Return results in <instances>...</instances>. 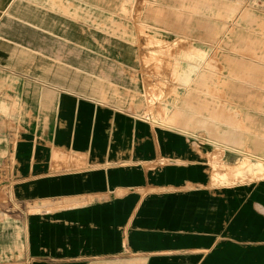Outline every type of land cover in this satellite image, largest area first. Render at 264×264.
<instances>
[{"label":"crops","instance_id":"1","mask_svg":"<svg viewBox=\"0 0 264 264\" xmlns=\"http://www.w3.org/2000/svg\"><path fill=\"white\" fill-rule=\"evenodd\" d=\"M215 13L0 0V188L31 207L30 264H264V176L208 183L216 148L264 164V12Z\"/></svg>","mask_w":264,"mask_h":264},{"label":"rangeland","instance_id":"2","mask_svg":"<svg viewBox=\"0 0 264 264\" xmlns=\"http://www.w3.org/2000/svg\"><path fill=\"white\" fill-rule=\"evenodd\" d=\"M215 9L216 13L214 27L216 29L220 27H239L238 12L240 10L245 11V9L250 11L259 10L264 12V0H215ZM189 21L190 20H187L188 24ZM199 21L200 25L206 24V20L200 19ZM241 27L245 29V24H243ZM199 57L201 60L205 59L206 54L200 53ZM172 71H174V68H172ZM148 95L150 96V99L148 100V115L151 117L152 121L161 119V116L154 115V108L161 107V103H163L162 101H164L165 98H162V94ZM163 119L164 118L162 117V120ZM250 163L252 165L251 167H253L256 161L250 162L249 158L243 157L231 166L226 163L224 164L222 161V149L216 148V150L211 155H208V183L213 186H220L251 181L264 176V171L258 172L250 170ZM64 165H66V163ZM75 165L78 166L79 164L76 163ZM27 205L28 212L23 207V204L16 202L13 196L12 186L0 188V218H5L2 220V222H0V228L2 230L5 229V233L7 235V240L0 242V250H6L8 251L7 254L10 255H13L17 250L16 256H13L16 258H11L8 261L0 262V264H30V260L28 258L26 233L24 229V224L26 223V218L28 217L30 212L29 209L31 208L29 204ZM14 225H17V230L15 233L17 237H19V241L18 238L16 239L14 237ZM30 226L31 223L27 225L29 238L31 236ZM1 239H3V237Z\"/></svg>","mask_w":264,"mask_h":264},{"label":"bare ground","instance_id":"3","mask_svg":"<svg viewBox=\"0 0 264 264\" xmlns=\"http://www.w3.org/2000/svg\"><path fill=\"white\" fill-rule=\"evenodd\" d=\"M255 159H256V157H250L249 158V160H250V162L251 161H255ZM259 159V158H258ZM248 161V160H247ZM262 160H257V162L253 165V167H251L252 165H251V163H250V165H249V168H250V170H253V171H258V172H262V171H264V166H263V164H262V162H261ZM249 162V161H248ZM235 168V167H234ZM258 174V173H257Z\"/></svg>","mask_w":264,"mask_h":264}]
</instances>
